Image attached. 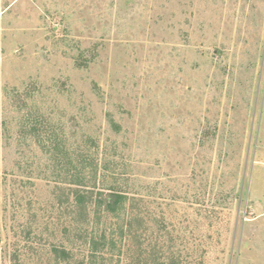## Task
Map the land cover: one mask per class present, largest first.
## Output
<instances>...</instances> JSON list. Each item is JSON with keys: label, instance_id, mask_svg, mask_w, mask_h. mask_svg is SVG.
Returning a JSON list of instances; mask_svg holds the SVG:
<instances>
[{"label": "rangeland", "instance_id": "374dc122", "mask_svg": "<svg viewBox=\"0 0 264 264\" xmlns=\"http://www.w3.org/2000/svg\"><path fill=\"white\" fill-rule=\"evenodd\" d=\"M0 264H264V0H0Z\"/></svg>", "mask_w": 264, "mask_h": 264}, {"label": "trees", "instance_id": "16d2710c", "mask_svg": "<svg viewBox=\"0 0 264 264\" xmlns=\"http://www.w3.org/2000/svg\"><path fill=\"white\" fill-rule=\"evenodd\" d=\"M77 184V182H76ZM80 185V184H77ZM80 191H75L74 192V202L72 204H70L71 208L73 209V211L75 212V215L73 216L72 220L79 223L81 221H83V219H85L86 214H87V219H88V212L86 210V205L88 203H92V199L93 196L90 194H85V193H80ZM116 199H114L111 203H104V202H96V207L99 211V213H96V215H98V221H100L102 219V216L105 217V214L109 215L112 218H116V219H123L125 222V219L123 217V215L121 214V209H126L125 203L127 202V198L126 196L123 195H117L115 197ZM79 215V216H78ZM100 216V217H99ZM68 230L66 229V234L68 235ZM107 234L103 233L101 236V241L102 242H109L112 244V246H114L115 244V240L114 237L109 238V241L107 240ZM96 238L93 237L91 242H93V249L91 252V256H90V260L93 262V258H95V254H97V250H95L97 247V242H96ZM54 253L56 254V256L58 257V254L61 255V260H64L65 262H68L72 259L73 254L71 253V251L67 250V249H58V248H54ZM91 262V263H92Z\"/></svg>", "mask_w": 264, "mask_h": 264}]
</instances>
